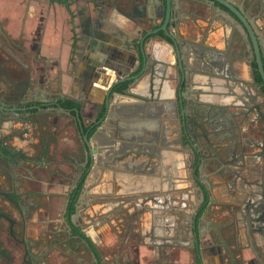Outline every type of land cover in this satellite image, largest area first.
<instances>
[{
  "label": "crops",
  "instance_id": "obj_1",
  "mask_svg": "<svg viewBox=\"0 0 264 264\" xmlns=\"http://www.w3.org/2000/svg\"><path fill=\"white\" fill-rule=\"evenodd\" d=\"M177 1L171 28L179 20V33L185 41L200 39V44L212 51L208 55L212 57L211 62L204 63L192 58L186 66L196 74L194 82L208 89L209 71H216L222 59L224 63H231L230 71L234 76L252 83V73L244 62L248 55V43L240 27L224 19L221 13L214 10V5L205 0ZM231 1L245 9L247 17L256 27L257 35L261 34L264 22L260 19L264 12L259 17L249 7L253 0ZM260 1L264 3V0ZM132 2L137 8L135 13L138 17L146 14L144 2ZM111 4L110 0L105 1V5L93 0H0V71L1 65L3 68L14 66L16 71L11 80L18 83L19 90L31 89L27 97L34 96L38 104L43 105L33 120L41 144L34 145L31 151L25 144L26 137L19 132L20 125L14 126L10 122L0 135L1 140L17 153L22 151L30 158H35L31 163V171L18 173L12 170L10 175L6 174L10 177L6 178L7 186L3 187L6 190L13 188L25 198H32L33 192L42 205L32 209L28 201L23 203L29 209L27 216H22L24 245L14 243L7 228L6 236L1 233L6 247L14 249L16 257L12 264H264V250L251 247L249 234L252 225L242 210L248 202V196H242L236 204L232 196L220 190L222 188L213 194L216 201L211 207L213 212L224 207L235 213L236 205H240L239 215L225 211L224 224H228L229 229L222 232L224 238H220L215 230H203V239L198 248L193 237L188 238L186 244L178 243L177 236L169 235L172 238H166L167 228L174 230L176 226L165 224L168 226L165 227L164 216L152 215L153 210L145 200L153 193L159 197L169 191L170 186L164 182L165 178L157 177L165 173L157 165L153 170L155 178L147 174L150 169L140 178L135 173L141 169V158L138 157L130 159L126 169L119 170L116 175L107 168L110 177L103 175L101 179L102 174L98 170L94 180L89 181L92 190L83 207L72 214L67 211L69 195L86 161L88 146L85 138L92 137L89 144L94 147L97 157L104 149H108L111 133L103 131L99 134L94 129L101 119L100 111L111 90L124 79L139 75L143 68L140 43L147 32L137 25L138 18L126 16L133 8L122 7L119 11ZM161 26L162 21L159 20L156 28ZM160 35L163 36V32ZM146 51L152 56V66L147 67L146 74L135 81L133 94L145 99L156 98L159 103H177L180 97L178 82L181 81L175 71V54L159 40H156V44L149 43ZM18 57L25 59L17 60ZM20 73H24L21 78ZM3 86L6 91L3 94L0 92V98L14 88L10 82ZM257 90L252 84L251 93L257 94ZM9 99L7 97L2 102L12 105ZM61 101L73 103L77 107L63 109L58 104ZM261 101L263 99L259 97L256 102ZM244 103L250 105L248 100H244ZM222 104L226 105L228 101ZM245 107L240 117L232 114L235 110L230 111L232 121H238L240 125L237 137L233 135L226 143L234 146L237 138L236 144L245 146L242 148L247 157L244 168L257 175V169L261 166L258 156L261 147L258 117L257 113L247 110L250 106ZM23 113L21 110L20 114ZM232 130L236 132V128ZM170 134V139L177 138L173 129ZM46 139H49L51 148ZM166 140L171 143V147L163 150L177 155L175 142L178 143V140ZM101 160L108 165L107 158ZM173 160L170 173L175 177V185L172 189L192 190L191 183L184 181L177 156ZM110 178H113L112 182ZM11 184L14 186L11 187ZM116 192L141 202L139 206L128 208L131 215H138L133 223H115L112 213L103 214L104 208L92 209L90 198L99 196L109 204L110 210L109 201ZM188 193L193 195L192 192ZM200 199L201 195L196 193L195 202H200ZM113 203L116 206L121 204L120 200ZM144 207L145 210H140ZM96 211L99 213L96 214ZM207 219L216 222L218 227L223 222L213 214ZM162 239L168 244L159 246L158 241ZM28 247L30 251L25 261L23 251Z\"/></svg>",
  "mask_w": 264,
  "mask_h": 264
},
{
  "label": "water",
  "instance_id": "obj_2",
  "mask_svg": "<svg viewBox=\"0 0 264 264\" xmlns=\"http://www.w3.org/2000/svg\"><path fill=\"white\" fill-rule=\"evenodd\" d=\"M105 1L107 0H93V2L100 3L101 5H105ZM110 1L112 3L111 5L119 11L122 7L133 8L132 11L129 10L130 13L127 12L126 16L129 18H138L139 20L137 25L142 28V30L147 32L140 43V53L143 57V68L136 77L124 79L117 86H115L111 90L107 102L100 111L101 119L94 129H97L96 133L99 134H102L103 131L111 133L109 137V144L107 146L108 149H104L103 152L99 154V157H97L94 147L92 148L89 144L92 137L89 138L87 136L85 138L88 146L87 152L92 159V170L87 180H85L84 188L80 190V195L75 206L76 211H79L83 207L87 195L91 194L92 186L89 181L94 180V176L98 170L99 173L102 174L101 179L103 178V175L109 176L106 172L107 168H110L111 170L109 171L113 173V175H116V172L126 169L128 163L138 157L141 158L139 162V167H141V169L135 173L139 174V177L141 178L142 176H145V172L148 171L147 169H150L147 174L150 175V178H155L156 175L153 173V170L156 165L159 169H162L165 172L167 162L166 156H169V153H172L171 151L163 150V148L171 147V143H168L166 139L169 141L172 140L171 142H173L178 140L182 134L184 136L187 134L188 122L185 117V102L183 98L179 97L177 103H159L160 101L156 98L151 97L149 99H145L134 95L132 92L135 81L140 76L146 74L145 72L147 67L152 66V56L146 51L147 45L154 42L156 44V40H159L161 43L169 47L172 54H175L177 63L175 71L183 84L189 85L191 82L195 81L194 78L196 74L192 72L191 69L186 68L192 58L201 60L204 63L211 62L212 60V57L208 56L212 51H209L202 46V44H200V39L198 41H185V38L179 33V20L174 22V30L171 28L173 23V13L175 12V4H173L172 0H133L136 4L144 2L143 8H146L147 11L146 14L140 17H138L135 13L137 12V8L134 7V2H132V0H120L119 2L117 0ZM205 1L214 5L213 8L215 11L221 13L222 17L230 23L238 25L243 31L250 46L254 49L259 71L264 82V68L261 50L257 39V30L251 19L247 17L245 9L231 0ZM221 7H224L227 11H223ZM176 14L177 16H182L181 13ZM159 20L162 21V26L160 28H156ZM162 32L163 36L160 35ZM26 90L28 89H21L18 91L21 96L26 97L29 95V91H31V89L28 91ZM5 95L8 98H11L13 96L12 90L7 91ZM153 96L155 97V95ZM40 103L45 104V102ZM198 104L200 103L198 102ZM34 108L39 111V108ZM0 109L7 114V116L4 117V120L0 123V126H3L4 124L7 126L10 122H13L16 125L22 121V117L18 115L21 109L17 106L14 107L9 105V103L0 101ZM200 111V107L195 108V115L202 118V116H200ZM202 121L205 122L204 120ZM205 123H203V125ZM172 129L173 134L177 137L176 139H170L172 138V135L170 134ZM175 144H177V141ZM131 148H133V150ZM209 148L212 154L211 156L209 155L210 157L207 159L205 175L203 170L204 167L202 168V165H200L201 161L196 168L191 167L190 170L191 173L194 172L197 176L196 182L199 186L201 202H195V200L192 199L191 202L194 208L191 209L190 213L188 211L190 216L189 218H185L183 211L180 210L181 208L183 209L186 207V203L188 204V200L185 198L186 195L184 194L185 191L182 189H172V186L175 185V177L171 173L167 175L166 172L164 173V176H157L165 178L164 180L166 181L164 182L170 186L169 191L161 195L158 194L159 197H156L153 193L152 195H148L145 200V202H149L151 210H153L152 215L160 217L164 216V221L166 220L164 225L167 224L174 227L176 226V230H173L169 229V227L165 225V227H168L166 238L171 239L172 237H169V235L177 236V238H183L190 234L195 236V245H197V248L200 245V241L203 239L201 234V231L203 233L202 226L204 225L203 215H201L204 211L203 209L206 208V210L209 211L211 208L210 205H213V203L216 202L213 194L220 189L218 186L224 184L222 176L225 175V172L228 175L229 169L234 170L238 166H241L237 162L224 166L222 163L223 157H221V155L224 154L225 150L220 149L219 154L216 153L214 148L210 145ZM117 149L120 150V152H117ZM123 150L125 151L121 152ZM11 155L13 157L12 153ZM108 157H110L111 160H109ZM146 157L148 159H146ZM102 158H107L109 160L108 165L105 164V162H102ZM180 166H182V164H180ZM242 167L244 180H246V184L244 186V192L246 194L244 196H248V202L244 204L242 210L247 216L246 218L248 223L252 225H249V239L251 247L252 249L259 247L264 250V172L263 170L261 172L258 171L257 175H253L244 168L245 164H242ZM184 169L185 167L182 166L181 170L183 171ZM205 176L207 177L206 179L204 178ZM113 178H110L112 180L109 181L112 182ZM220 190H223V188ZM111 196L113 201H109L111 204L110 210H108L107 202H103V198L99 196V199L96 197L97 203H93V198H90L92 209L97 206H100L99 208H104L103 214L112 213V216L115 217V223L121 224L122 222L125 223L127 221H131L130 223H133L135 217L138 215L137 213L131 215L128 208L131 206H139L141 202L137 201L135 198L131 199L122 193L118 194L116 192ZM115 200H120L121 204H119V206L114 205L113 202ZM140 210H145V207ZM225 211L230 212L228 214H235L231 213L229 208L224 207L218 208L215 212H211L216 219L223 221L221 222V227H219L221 228L220 232H217L220 238H224L222 232L229 229V225L224 224L226 219L225 214H227ZM95 213L98 214L99 212L96 211ZM199 216H201V219H199L201 220L200 225L197 224L199 223V220L198 222L196 220ZM191 226L192 233H189ZM193 227L195 228L193 229ZM172 232L174 235H171ZM158 243L159 246H165V244H168L165 239L159 240ZM261 254L262 252L260 255ZM260 255L257 254L258 257Z\"/></svg>",
  "mask_w": 264,
  "mask_h": 264
},
{
  "label": "flooded vegetation",
  "instance_id": "obj_3",
  "mask_svg": "<svg viewBox=\"0 0 264 264\" xmlns=\"http://www.w3.org/2000/svg\"><path fill=\"white\" fill-rule=\"evenodd\" d=\"M173 4L176 5L178 2L177 0H172ZM252 8V10L259 14L264 12V3L260 0H253L251 5L249 6ZM264 16L261 17V22H264ZM264 25V24H263ZM259 47L261 50V57L263 61V68H264V26H262L261 34L257 35ZM248 52H247V59L244 61L246 65L249 67L252 76L253 81L247 82L243 81L241 77H237L231 73V63H224L222 59L220 60V67L216 68V71L211 70L209 71L210 79L207 82L210 86H199L198 82L195 83L194 81L188 84H183L182 82H178V92L180 95V98H183L185 102V117L188 122V129L187 134L182 136L178 139L177 143V150L178 154L173 155L169 153V156H166L167 162H166V170L165 173H170L172 162L174 161L173 158L177 156V160L179 161L182 166L185 167L183 172V178L185 179V182H190L191 189H184V194L186 195L185 198L188 200V204L186 203L185 208H181L180 210L183 211V215L185 218H189V213L191 212V209L194 208L193 204L190 203L192 199L194 200V195L199 194V186L197 185L196 179L197 176L194 172L191 173V167L196 168L199 165V162L201 161L200 165H202V168L204 170V175L206 173L205 166L207 165V159L211 156L212 152L209 148V145L214 148L216 153L220 154V149H224V154L221 155L223 157L222 163L225 165H229L233 162L239 163L241 166H238L234 170L229 169L228 175L225 172V175L222 176L223 185L221 184L218 186L219 188H223V192L228 194L227 196H232V199L237 202L240 201L241 197L244 196L246 193L244 192V186L246 184V180H244V175L242 171V164L244 165L247 162L246 152L244 149L245 146H241L239 143L236 144L237 138L235 140V145L232 146L231 144L227 145L226 142L231 140V137L233 135H238V127L240 125V122H233L231 118V110H235L234 116L240 117V115L243 113L241 110L243 107L248 108L251 113H257V123L259 128V138H260V151H259V160H260V169H257V171L261 172L263 170L264 172V82L262 75L259 71L258 63L255 57L254 49L250 46L248 40ZM2 58V56H1ZM15 58V57H14ZM17 60H24V57H18ZM16 61V60H15ZM2 69L0 71V92L3 94V91L5 90V87L3 85H6V83L10 82L11 85L14 86L13 88V96L9 99L12 101V106H17L19 109L23 110V114L21 115L18 113L20 117H22V121L19 124H14V126L20 125V131L24 137H26V144L27 145H39L41 142H39V139L36 137H33V135L25 133V131L32 132L34 124V117L37 116L38 112L42 109L43 105H39L36 101V98L34 96L25 97L21 96L19 93V89L17 87L18 83H15L11 80V77L13 74H15L13 68L14 66H7L4 67L1 65ZM24 74V73H23ZM22 73H20L19 78L24 76ZM21 83V81H20ZM26 83V82H24ZM254 84L258 88L257 94L251 93L250 87ZM4 89V90H3ZM17 89V91H16ZM259 97L263 99L261 102H256ZM7 99L6 95H2L0 98V101H4ZM244 100H248L250 105H245ZM210 101V102H209ZM228 101V104H222L223 102ZM198 102L200 104H198ZM208 105H206V104ZM212 104V105H211ZM241 104V105H240ZM225 105V106H224ZM21 107V108H20ZM39 108V111L35 110V108ZM200 107V116L195 115V108ZM245 113V112H244ZM214 114V115H213ZM216 115V116H215ZM7 116V114L2 110H0V123L4 120V117ZM213 116L215 119L213 120ZM238 119V118H237ZM10 120V119H8ZM204 120L205 122H203ZM203 123H205L203 125ZM5 128V124L3 126H0V135L3 133V130ZM232 128H236V132H233ZM1 137V136H0ZM47 142H49V145H51L49 139H46ZM209 145H208V143ZM169 143V142H168ZM168 146V145H166ZM168 148V147H167ZM243 148V149H242ZM13 154V157L11 155ZM86 161L84 162V165L82 169L79 171V177L78 180H75V186L72 189L73 192L69 195V201L67 206V211L69 212V204L73 198V195L76 193V191L79 189L84 188L85 180H87L89 174L92 170V159L89 156L88 152H86ZM210 155V156H209ZM35 158H30L27 153H23L22 151H14L11 149V146L6 142L2 141L0 138V235L4 231L3 229L7 228L9 231V236L12 238V241L16 243L19 246L24 245L25 239L21 235L22 233V227H23V214L27 216V212L29 209L27 207L23 206V203L28 201L32 205V209H37L41 207V203H39L38 199L34 197V193L32 192L33 197L25 198L23 195H18L16 190L13 188H4L3 186H7L6 184V178L10 177L7 176L13 173L12 170H16L18 173L24 172V171H31V163L34 162ZM226 166V168H227ZM240 168V169H239ZM7 174V175H6ZM207 178L206 176L204 177ZM10 179V178H9ZM11 187L14 185H10ZM197 189V190H196ZM79 190V195H80ZM183 190V189H182ZM188 192H192V194H189ZM78 195V197H79ZM27 197V196H26ZM245 197V196H244ZM4 199V203L1 202V200ZM78 200V198H77ZM77 200L75 203V206L77 204ZM186 200V201H187ZM201 200V199H200ZM112 201V200H111ZM93 203H97V198L93 197L92 199ZM201 202V201H200ZM246 203V202H245ZM147 204V203H145ZM214 204V203H213ZM99 205V204H98ZM109 205V204H108ZM107 206V205H106ZM213 206L212 204L210 205ZM229 206V205H228ZM237 208L235 209V215H239L240 212V205H236ZM98 207V206H97ZM100 207V206H99ZM204 210V211H203ZM202 211L203 213V219H204V225L202 226V230H215L216 234L217 232H220L221 228L217 226V223L213 220L208 221V217L211 216V208L209 211L204 208ZM26 211V212H25ZM189 211V213H188ZM188 213V214H187ZM230 213V212H229ZM238 217V216H237ZM201 219V216L198 220ZM2 221V223H1ZM195 221V220H194ZM197 223L198 225H200ZM8 225V227H6ZM195 227H193L194 229ZM198 229V228H197ZM190 232L192 233V226L190 227ZM200 234V231H199ZM202 234V231H201ZM193 237L195 239V236H192L188 234L186 237H179L177 238L178 243L180 244H186L188 242V238ZM3 246H5V241L1 239L0 236V263L5 264H12L15 261V252L13 250H9L8 252H5L3 249ZM27 251V252H26ZM30 249L29 247L25 249L24 252V260L26 261V256L28 255ZM27 264H30L27 262Z\"/></svg>",
  "mask_w": 264,
  "mask_h": 264
},
{
  "label": "trees",
  "instance_id": "obj_4",
  "mask_svg": "<svg viewBox=\"0 0 264 264\" xmlns=\"http://www.w3.org/2000/svg\"><path fill=\"white\" fill-rule=\"evenodd\" d=\"M59 106L63 109H66V110H71V109H75L77 106L73 103H69L67 101H61L58 103ZM79 190L80 188L76 191V193L73 195V198L69 204V214H72L75 210V203H76V200L78 198V195H79Z\"/></svg>",
  "mask_w": 264,
  "mask_h": 264
},
{
  "label": "rangeland",
  "instance_id": "obj_5",
  "mask_svg": "<svg viewBox=\"0 0 264 264\" xmlns=\"http://www.w3.org/2000/svg\"><path fill=\"white\" fill-rule=\"evenodd\" d=\"M36 132H38V130H37V128H36L35 126L33 127V131H32V132H30V131H25V133L30 134V135L35 134L36 136H33V137H35V138L37 137V134H38V133H36ZM25 144H26V143H25ZM26 145H27V144H26ZM27 146L30 148V151H31V149H33V147H34L33 145H30V144L27 145ZM31 147H32V148H31ZM49 147L51 148L50 145H49ZM58 150H59V149H57V152H58ZM58 153H59V152H58ZM59 154H60V153H59ZM5 188H6V187H5ZM1 202L4 203V199H2ZM6 230H7V229H6ZM6 230L4 229V231H3V233H2L4 236H6V235H5ZM8 250H9V248H7L6 245H5V251H8ZM0 259H1V258H0ZM0 262H1V261H0ZM0 264H5V263L3 262V263H0Z\"/></svg>",
  "mask_w": 264,
  "mask_h": 264
}]
</instances>
